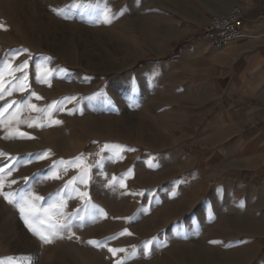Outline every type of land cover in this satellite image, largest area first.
Segmentation results:
<instances>
[{"label":"rangeland","instance_id":"374dc122","mask_svg":"<svg viewBox=\"0 0 264 264\" xmlns=\"http://www.w3.org/2000/svg\"><path fill=\"white\" fill-rule=\"evenodd\" d=\"M184 1L199 2L0 0L5 88L23 75H9V61L13 68L28 62L27 80L17 81L25 90L0 100V109L21 102L0 118L3 191L43 197L33 204L40 217L30 221L34 227L56 218L50 205L60 198L70 220L69 229L44 244L0 195V264H115L125 257L124 264H264V206L248 200L249 176L227 177L235 170L230 164L223 175L217 148L202 142L203 126L186 129L205 100L180 92L170 74L202 39L208 19L177 27L176 17L189 9ZM246 1L248 8L256 2ZM106 7L117 14L110 23L103 22ZM41 69L51 73L48 82L38 78ZM25 99L39 109L58 103L49 116ZM85 170L87 183L74 186L87 193V206L64 189ZM124 229L131 235H120ZM153 237L145 256L143 243ZM108 248L126 252L113 256Z\"/></svg>","mask_w":264,"mask_h":264},{"label":"crops","instance_id":"0c3cea01","mask_svg":"<svg viewBox=\"0 0 264 264\" xmlns=\"http://www.w3.org/2000/svg\"><path fill=\"white\" fill-rule=\"evenodd\" d=\"M236 2L199 0L188 5L184 1L189 9L186 8L187 14L176 17L175 24L180 28L200 26L211 15L225 13ZM204 42L203 37L194 42L170 74L180 84V92L205 100L195 106V118L185 121L189 126L186 129L191 134L203 126L202 142L207 148H217L219 159L222 156L223 175L228 172L226 164L235 168L227 177L236 178V182L239 175L247 174L248 195L252 197L248 200L264 206V3L256 0L247 9L239 39L221 50ZM246 145L248 152L242 153L241 147ZM236 201L235 196L232 202Z\"/></svg>","mask_w":264,"mask_h":264},{"label":"snow or ice","instance_id":"6c2138e0","mask_svg":"<svg viewBox=\"0 0 264 264\" xmlns=\"http://www.w3.org/2000/svg\"><path fill=\"white\" fill-rule=\"evenodd\" d=\"M57 14H60V13L57 12ZM119 14H123V10H121V12ZM116 15L117 14H113L111 12V10L106 7L104 12H103V22L104 23H110L113 19L116 18ZM0 27H3V26L0 25ZM25 51H27V50L25 49ZM27 67H28L27 61H24L23 64L15 67V68L12 67V63H11V61H9L8 65L6 66V70H9V75H11L13 72H23V75L20 77H15L13 75V77H12L13 82L11 83V86L8 88H5V86H4V74L0 73V100H3L5 95H11V93L13 91H16V90L24 91L25 90L27 85L25 83H17V81L23 82V81L27 80V73L24 72V69H26ZM50 75H51V73L47 70H44V69H41L38 72V78L42 82H48V77ZM31 96H36V94L33 92V93H31ZM36 99H41V97L36 96ZM70 99H75V97H72ZM19 103H21V102H17L15 100H13V101H10V102L6 103L5 105H3L2 109H0V118H2L5 115V113L8 112V110L13 105L18 106ZM22 103L26 104L28 107L32 108L33 110H35L37 112L48 111V114L50 116L51 112L49 110H56V106H57L58 102H53V104L48 105L47 109H39L36 107L35 104H29L27 99H25ZM0 123H2V121H0ZM53 123L60 124L61 121L55 120V121H53ZM28 126L32 127L33 125L29 124ZM37 126H42V125L38 124ZM15 132H16L15 129L10 130L8 135L5 136V138H10L11 136H13L15 134ZM19 135L21 137H23V136H26L27 134L26 133H19ZM107 147H109V146L105 145V148H107ZM47 155H48V153H44V156H47ZM60 163L67 164L69 162L61 161ZM3 172H4V168L0 167V173H3ZM85 173H86V170L84 172H82L80 175L75 176L71 180H69L64 185V189L71 191V192H77L78 195L80 196V198L82 199V201H84L85 205L87 206V204L89 203V201L87 200V193L79 192V189L74 186L75 183H77V182L87 183L86 179L84 178ZM10 174H11V172L9 171L8 175H10ZM24 179H25V182H27L28 178L25 177ZM115 180H116V178L113 177V180L110 181L109 183L111 184ZM11 183L14 184V183H16V181L13 180V181H11ZM3 186H4L3 180H2V178H0V195H2L3 198L9 204H13L15 207L18 208V210L21 214V218L24 220L25 225L29 228V231H31L33 233V235L37 236L38 239H40L44 244L52 243L53 239L60 236L62 231L70 228V220H68L65 217V214L62 211V208L64 206H66L63 198H60L56 203L50 205V207L53 209L52 215L56 218L53 219L52 217H49L48 221H47V227L44 229H40L38 227H34L33 223H31L30 221H35V220L40 219L38 213H36L33 210V204H34V201L42 200L43 197L35 196L33 198V196L28 195V194L4 192ZM69 186H72V187L70 188ZM123 186L124 185L121 182V187H123ZM101 215H106V213H103V211L101 210ZM126 219H131V218H126ZM125 234L131 235V233L128 232L127 229H124L123 232L120 233V235H125ZM114 238L115 237H113V239ZM154 242H155V238L153 237L152 239L147 240L143 243V252H144L145 256H147L149 254V252L151 251V248H152ZM88 243L93 245V246H96V247L106 246L104 243H102L100 241H95V240H90V241H88ZM108 251L110 253H112L113 256H116L117 253H125L126 249H124V248H108ZM131 255H135V248H133V253ZM126 258L127 257H125L123 259H117L115 264H124V259H126Z\"/></svg>","mask_w":264,"mask_h":264},{"label":"built area","instance_id":"2783aa9c","mask_svg":"<svg viewBox=\"0 0 264 264\" xmlns=\"http://www.w3.org/2000/svg\"><path fill=\"white\" fill-rule=\"evenodd\" d=\"M248 1L231 7L224 14L210 16L201 29L202 37L215 50H221L242 36L243 19Z\"/></svg>","mask_w":264,"mask_h":264},{"label":"bare ground","instance_id":"6f19581e","mask_svg":"<svg viewBox=\"0 0 264 264\" xmlns=\"http://www.w3.org/2000/svg\"><path fill=\"white\" fill-rule=\"evenodd\" d=\"M226 13V12H225ZM222 14H224V13H222Z\"/></svg>","mask_w":264,"mask_h":264}]
</instances>
